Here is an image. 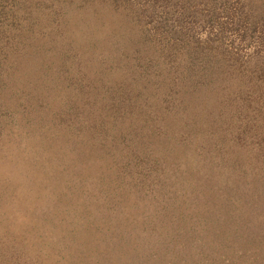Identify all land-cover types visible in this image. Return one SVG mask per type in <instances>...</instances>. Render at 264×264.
<instances>
[{"label": "rangeland", "instance_id": "obj_1", "mask_svg": "<svg viewBox=\"0 0 264 264\" xmlns=\"http://www.w3.org/2000/svg\"><path fill=\"white\" fill-rule=\"evenodd\" d=\"M264 258V0H0V264Z\"/></svg>", "mask_w": 264, "mask_h": 264}, {"label": "trees", "instance_id": "obj_2", "mask_svg": "<svg viewBox=\"0 0 264 264\" xmlns=\"http://www.w3.org/2000/svg\"><path fill=\"white\" fill-rule=\"evenodd\" d=\"M256 264H264V258L262 257Z\"/></svg>", "mask_w": 264, "mask_h": 264}]
</instances>
